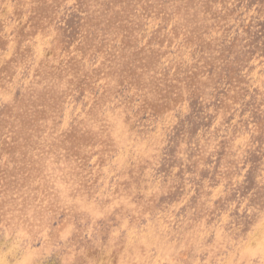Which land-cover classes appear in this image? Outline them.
Segmentation results:
<instances>
[{
	"label": "rangeland",
	"instance_id": "1",
	"mask_svg": "<svg viewBox=\"0 0 264 264\" xmlns=\"http://www.w3.org/2000/svg\"><path fill=\"white\" fill-rule=\"evenodd\" d=\"M0 264H264V0H0Z\"/></svg>",
	"mask_w": 264,
	"mask_h": 264
}]
</instances>
